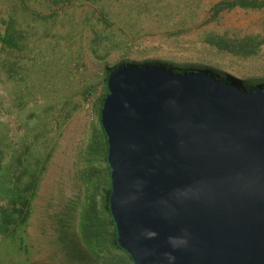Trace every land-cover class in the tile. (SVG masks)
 <instances>
[{
	"label": "rangeland",
	"instance_id": "rangeland-1",
	"mask_svg": "<svg viewBox=\"0 0 264 264\" xmlns=\"http://www.w3.org/2000/svg\"><path fill=\"white\" fill-rule=\"evenodd\" d=\"M121 63L262 87L264 0H0V264H99L82 237V173L104 169L99 109L106 70ZM39 164L26 222L6 225Z\"/></svg>",
	"mask_w": 264,
	"mask_h": 264
},
{
	"label": "water",
	"instance_id": "water-1",
	"mask_svg": "<svg viewBox=\"0 0 264 264\" xmlns=\"http://www.w3.org/2000/svg\"><path fill=\"white\" fill-rule=\"evenodd\" d=\"M108 89L110 209L134 264H264V87L129 64Z\"/></svg>",
	"mask_w": 264,
	"mask_h": 264
},
{
	"label": "trees",
	"instance_id": "trees-1",
	"mask_svg": "<svg viewBox=\"0 0 264 264\" xmlns=\"http://www.w3.org/2000/svg\"><path fill=\"white\" fill-rule=\"evenodd\" d=\"M11 28L6 30V36L4 37V42L6 45L12 46L15 42L13 36L10 35ZM153 65H159L156 63H152ZM123 65H129V63H121L115 65L114 67L108 68L106 70L105 76V94L101 100V106L99 109V129L96 132L97 138H100V149L98 150L102 156L104 157L105 166L104 169H100V167L91 166L87 167L82 175L85 183V196H86V209L82 219V237L84 242L89 250V255L92 257L94 261L97 263L103 264H134L131 255L124 250L118 242V234L116 224L114 222L111 209H110V195H111V169L107 160L108 154V139L107 134L103 128L101 122V111L103 108V103L106 96L109 93L108 89V78L109 74L116 68L121 67ZM142 66L145 64H133ZM166 68H169L175 72H196V71H208V70H200L194 68H173L168 67L166 65H160ZM210 73L216 75L222 80H229L231 82H235L238 85L245 87L239 81H236L231 78H223L219 74L209 71ZM259 86L254 87L256 89ZM264 87V86H262ZM251 89V88H247ZM97 150V148H96ZM41 164H39V169L33 170L31 174L30 183H24V185H20L19 188H33V194L29 197H25L21 193H19V197L15 198L14 196L11 198L9 204L6 208H4V223L9 225L10 223L20 225L26 222L28 218V211L31 204V199L35 196V189L40 180V174L45 170V165L40 168ZM28 173V170H26ZM104 193L103 203L98 205L97 200H95L94 195H97L98 192ZM13 195V194H12ZM16 218H15V217Z\"/></svg>",
	"mask_w": 264,
	"mask_h": 264
},
{
	"label": "clouds",
	"instance_id": "clouds-1",
	"mask_svg": "<svg viewBox=\"0 0 264 264\" xmlns=\"http://www.w3.org/2000/svg\"><path fill=\"white\" fill-rule=\"evenodd\" d=\"M151 235H155V233H152ZM170 240H171V238H170ZM165 255L167 256V258L169 259V260H174L175 259V257L174 256H172L170 253H165Z\"/></svg>",
	"mask_w": 264,
	"mask_h": 264
}]
</instances>
